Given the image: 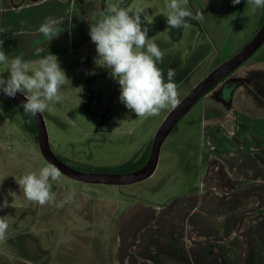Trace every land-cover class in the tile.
<instances>
[{"label": "rangeland", "instance_id": "374dc122", "mask_svg": "<svg viewBox=\"0 0 264 264\" xmlns=\"http://www.w3.org/2000/svg\"><path fill=\"white\" fill-rule=\"evenodd\" d=\"M115 1L119 8L145 10L142 27L148 28L149 43H157L163 51L164 61L158 66L165 69V80L168 67L176 70L174 79L179 76L185 80L178 84L179 101L201 77L229 59L251 37L253 9H247V0L243 8L236 4L233 11L230 10L231 0H220L222 3L219 0H188L189 10L193 14L202 11L204 24L211 30L220 25L212 18L223 14L222 33L212 34L220 42L217 56H213L216 47L200 26L201 21L189 20L188 26L180 30L168 28L166 0ZM207 2L215 5L208 19ZM103 13L97 15V19H101ZM56 57L69 81L61 88L62 101L51 104V110L43 113L53 151L83 171L104 168L120 171L126 162L140 158L144 146L151 144L172 107L147 118L137 117L127 109L119 100L118 82L101 61L95 62L98 59L96 46L91 41ZM93 71L95 75L87 74ZM8 73L9 63H0V76L6 79ZM177 127L164 142L157 170L149 179L117 187L79 182L62 173L59 182L50 181L51 192L64 185L65 197L77 198L84 192L92 198L116 199L133 193L152 202H165L202 188V193L220 201V213L234 207L240 213L230 222L238 227L240 241L236 237L238 232L230 234L236 237L233 244L229 242L233 241L229 234H224L229 248H225L224 255L219 243H212L209 263L228 264L234 256L238 264H259L260 261L263 264L264 44L224 82L207 92ZM48 164L36 137L25 129L24 116L15 101L0 94V204L4 200L9 204L0 210V216H4L9 225L7 238L0 241V264H45L42 251L51 247L52 240L43 225L45 213L50 214L54 207L29 201L16 180ZM92 200L88 205L98 207L99 200ZM201 204L199 201L189 210L196 211ZM64 218L68 227L69 219ZM89 222L91 220L78 218L75 224L76 227L89 226L92 224ZM196 225L195 218L192 222L191 217L188 218V241L191 235L195 242L205 241L206 237L210 241L217 235L215 231H210L209 236L204 232L191 233L197 231ZM84 234L90 235L89 240L93 239L92 233ZM85 250L92 252L89 248ZM192 254L196 260L195 249ZM53 256L56 257L55 252Z\"/></svg>", "mask_w": 264, "mask_h": 264}, {"label": "crops", "instance_id": "0c3cea01", "mask_svg": "<svg viewBox=\"0 0 264 264\" xmlns=\"http://www.w3.org/2000/svg\"><path fill=\"white\" fill-rule=\"evenodd\" d=\"M116 3L115 0H0V39L4 40L3 50L10 61L21 55L25 60H37V49H42V55L54 56L80 49L91 41L90 25L98 20L97 15ZM47 17L60 20L65 29L49 43L38 32ZM99 18L102 19L103 15ZM174 80L177 89L184 81L179 76ZM147 145L142 154L150 143ZM64 189V185L57 186L52 193L54 200L47 203L54 210L50 214L45 213L43 228L52 240L51 247H45L42 251L45 264H210L208 260L212 243L217 241L225 255L228 244L223 239L224 234L228 233L229 238L233 239L229 241L230 244L234 243L236 237L240 241L238 227L235 222L230 224L236 213L240 214L239 209L234 207L220 213V201H214L208 193H202V188L199 192L177 195L165 202H152L133 193L106 199L101 196L92 198L82 192L77 198L73 196L68 199L70 196L65 197ZM92 199L99 200L98 207L88 205ZM199 201L202 204L198 210H189ZM66 216L70 223L68 227L64 218ZM190 217L191 222L194 218L198 222L195 226L197 231L191 233L204 232L205 236H209L210 231H215L217 235H213L210 241L206 237L205 241L200 239L196 242L191 235L188 241ZM78 218L91 220L89 223L92 224L76 227ZM85 232L92 233L93 239L89 240L90 235H85ZM235 232H238L237 236L230 237ZM85 248L92 249V252L87 253ZM194 249L196 260L192 254ZM232 257L233 260L228 261V264H238L236 258Z\"/></svg>", "mask_w": 264, "mask_h": 264}, {"label": "clouds", "instance_id": "9594fccd", "mask_svg": "<svg viewBox=\"0 0 264 264\" xmlns=\"http://www.w3.org/2000/svg\"><path fill=\"white\" fill-rule=\"evenodd\" d=\"M231 2L236 5L241 0ZM247 3L254 10L264 8V0H247ZM165 6L170 30L183 29L189 20L202 21L204 17L202 11L193 14L189 10L188 0H166ZM144 11L141 7L133 11L112 4L105 9L102 19L90 25L89 36L96 46L98 59L95 62L101 61L120 86V102L137 117L147 118L158 116L169 106L175 108L180 101L174 80L176 70L168 67L165 80V69L158 66L163 63L164 54L157 43H149L148 28L142 27ZM62 25L60 20L47 17L38 32L49 43L65 30ZM3 43L0 39V63H9V73L6 79L0 76V92L13 98L18 92L22 93L26 97L23 110L34 116L50 111L51 104L61 102V88L69 80L58 58L52 54L42 55V49H37V60H25L21 55L9 61ZM87 74L95 75V72ZM61 175L60 169L50 163L16 182L29 201L42 206L54 200L50 181L59 182ZM8 206V201L4 200L0 210ZM8 228L4 216H0V241L7 238Z\"/></svg>", "mask_w": 264, "mask_h": 264}, {"label": "water", "instance_id": "95a60500", "mask_svg": "<svg viewBox=\"0 0 264 264\" xmlns=\"http://www.w3.org/2000/svg\"><path fill=\"white\" fill-rule=\"evenodd\" d=\"M264 42V25L257 35L244 48L231 58L225 60L207 76H205L175 107L165 116L155 138L152 141L150 157L146 164L130 172L83 171L61 159L52 149L46 121L42 114L32 115L37 126V143L46 160L54 164L61 173L79 182L88 184H104L124 186L142 182L150 178L157 170L159 158L164 142L174 131L175 127L187 115L196 103L220 80L242 65ZM1 95L5 96L2 92ZM7 97V96H6ZM23 106L26 97L22 93L8 97Z\"/></svg>", "mask_w": 264, "mask_h": 264}, {"label": "flooded vegetation", "instance_id": "af4514ba", "mask_svg": "<svg viewBox=\"0 0 264 264\" xmlns=\"http://www.w3.org/2000/svg\"><path fill=\"white\" fill-rule=\"evenodd\" d=\"M227 1H230V0H227ZM219 3L221 2L222 3V1H218ZM244 2H245V0H241V2L238 4L239 6H241L242 8L244 7ZM218 4V3H217ZM246 4V3H245ZM207 7H208V10H207V17H206V19H208V17H212V14H213V12L215 11V8H214V3H209V2H207ZM209 5H210V7H209ZM247 9H253V7H252V5L251 4H249V3H247ZM236 5H231V7H230V10L231 11H233V9H236ZM245 9V8H244ZM248 11H251V10H248ZM247 11V12H248ZM223 15V14H222ZM221 15V13H218V15L216 16V17H213L212 18V21L215 23V22H217L218 23V25H219V27L218 28H214V29H209V27H208V24H204L205 23V19H203L199 24H200V26L202 27V29L207 33V35L210 37V39H211V41H212V43L214 44V46L217 48V50H216V48L214 49V55L213 56H217L218 55V49H219V45H220V42H217V40L214 38V36L212 35V34H214V35H216L217 33H222V29H224V28H222L221 26H222V24H224V20H225V18H223V16ZM251 16H252V20H253V24H252V27H251V31H250V35H251V37L249 38V40H247V42L244 44V45H242V47L241 48H239V50H237L236 51V53H238L239 51H241L243 48H244V46L245 45H247L256 35H257V33L260 31V29L263 27V25H264V8H257V9H253V11H252V13L250 14ZM211 21V20H210ZM211 21V22H212ZM213 22H212V24H213ZM264 44V42L260 45V47L258 48V49H260L261 48V46ZM257 49V50H258ZM256 50V51H257ZM256 51L252 54V55H254L255 53H256ZM236 53H233V55L232 56H234ZM251 55V56H252ZM231 56V57H232ZM250 56V57H251ZM230 57V58H231ZM249 57V58H250ZM213 58V57H212ZM225 60H223L222 62H221V64L224 62ZM244 63V62H243ZM242 63V64H243ZM220 64V65H221ZM219 66V65H218ZM217 66V67H218ZM241 66V65H240ZM216 68V67H215ZM214 67L212 68L213 70L215 69ZM211 69V70H212ZM236 70V69H235ZM232 73V72H231ZM230 73V74H231ZM230 74H228L227 76H225L222 80H220L215 86H217L218 84H220L221 82H224L225 81V79L230 75ZM203 79V77H201V79L200 80H202ZM185 81V80H184ZM183 81V82H184ZM187 81V80H186ZM188 82V81H187ZM197 85V84H196ZM195 85V86H196ZM194 86V87H195ZM214 86V87H215ZM193 87V88H194ZM214 87H212L209 91H211ZM192 88V89H193ZM191 89V90H192ZM190 90V91H191ZM208 91V92H209ZM206 95V94H205ZM204 95V96H205ZM203 96V97H204ZM202 97V98H203ZM201 98V99H202ZM200 99V100H201ZM199 100V101H200ZM198 101V102H199ZM197 102V103H198ZM16 103V102H15ZM196 103V104H197ZM16 105L19 107V109L21 110V112H22V114H23V116H24V120H25V129L26 130H28V131H30L28 128H26V125L28 124H30V119H27L26 117H25V114H24V112H23V110H22V108L21 107H23V106H21L20 104H18V103H16ZM31 115V114H30ZM32 116V115H31ZM33 118V117H32ZM34 120V119H33ZM36 124V123H35ZM31 132V131H30ZM174 132V131H173ZM149 148V147H148ZM148 150V149H147ZM146 153V152H145ZM144 153V154H145ZM144 154H142L141 156H140V158L139 159H141L142 157H143V155ZM59 156V155H58ZM60 157V156H59ZM61 159H63L66 163H67V161L63 158V157H60ZM138 158H136V159H134L135 161L137 160L138 161Z\"/></svg>", "mask_w": 264, "mask_h": 264}, {"label": "trees", "instance_id": "16d2710c", "mask_svg": "<svg viewBox=\"0 0 264 264\" xmlns=\"http://www.w3.org/2000/svg\"><path fill=\"white\" fill-rule=\"evenodd\" d=\"M22 110H23V107H21ZM24 114H25V117L27 119H30V124L26 125V128H28L33 134L34 136H37V133H38V130H37V126L32 118V116L30 115V113H26L24 110H23ZM178 127L176 126L174 131L177 130ZM151 147H152V142L151 144L149 145V148L148 150L146 151V153L143 155V157L141 159H138V161L136 160H131L129 162H126L125 164L122 165V168L120 169V171H111V170H108L106 168L104 169H99L98 171H108V172H130V171H133V170H136V169H139L141 168L142 166H144L147 162V160L149 159L150 157V152H151Z\"/></svg>", "mask_w": 264, "mask_h": 264}]
</instances>
